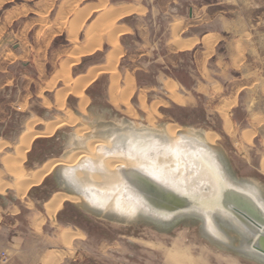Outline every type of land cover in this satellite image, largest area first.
<instances>
[{
	"label": "rangeland",
	"instance_id": "374dc122",
	"mask_svg": "<svg viewBox=\"0 0 264 264\" xmlns=\"http://www.w3.org/2000/svg\"><path fill=\"white\" fill-rule=\"evenodd\" d=\"M19 2L21 0L6 2L0 7V14ZM163 4L168 8L166 15L132 22L160 29V32L153 33L150 37H155L159 54H164L169 64L157 61L152 56L134 61L124 56L120 57L117 64L121 85L126 75L131 74L134 79L135 89L129 98V104L135 115L126 116L124 105H120L118 111L109 103L110 75L107 73L98 74L85 87L87 106L84 115L94 112L107 120H130L135 126L146 125L151 121L149 125L152 127L168 123L177 125L178 128L191 127L213 133L215 142L225 150L237 174L256 178L264 184V176L260 171L264 159V0H164ZM190 9L193 18L188 20V24L191 26L179 38L206 36V45L197 44L189 51H175L171 49L172 44L165 31L167 22L171 20V15L187 18ZM136 38L132 36L131 40L137 42ZM124 41L121 37L119 43L124 46L125 51ZM208 43L211 44L207 48ZM103 55V51L95 54L97 61L103 62ZM13 70L20 71L22 67L14 66ZM163 76H168L177 85L189 90L188 98L175 93L179 100L174 101L153 88V84ZM171 79L168 80L174 84L175 89V83ZM143 87L145 92L140 91ZM31 100V112L35 114L40 107L37 103L39 100ZM49 100L52 102L51 97ZM51 102H47L45 106L50 112L48 118L54 121L57 117H63V113L55 110L57 108L54 109ZM64 103L65 111L72 109L77 122L87 126L88 123L77 116L78 99L67 94ZM141 104L146 105V108ZM228 104L232 132H226L223 128L224 119L219 112V108H225ZM11 109L9 106L4 111L9 113ZM12 111L11 117H16V112L20 120L25 119L20 111ZM38 120L42 125L37 127H43L42 120ZM67 128L55 131L49 138L32 141L21 164L23 175H27L33 165L62 155L66 148V138L73 132L70 127ZM245 133L249 135L248 139L244 137ZM2 180L5 181L3 183L10 184L7 179ZM41 184H38L39 188ZM44 187V191L36 188L31 195L27 192L21 200H28L29 207L30 203H35V199L47 202L50 195L58 191L51 174L45 177ZM1 193L5 195L3 190ZM31 212H39L43 220L44 210H38L35 206L32 209H21L16 222L12 216L0 218V222L7 225L6 232L0 239V264H256L209 245L195 228L177 227L175 232L172 230L171 235H162L153 228L137 227V224L109 223L86 214L69 202L62 204V208L56 211L55 218L47 220L45 224L37 223V230L32 237L28 233L29 247L34 248L31 250L20 244V239L25 240L27 237L28 214ZM55 225V228H69L65 233L73 235L68 240L69 244L59 239L60 234L53 229ZM14 237L16 239L10 241ZM150 242L156 243L161 250L156 244L149 245ZM170 250L172 253L183 252L180 253L184 254L183 261L173 263L166 260L165 253Z\"/></svg>",
	"mask_w": 264,
	"mask_h": 264
},
{
	"label": "bare ground",
	"instance_id": "6f19581e",
	"mask_svg": "<svg viewBox=\"0 0 264 264\" xmlns=\"http://www.w3.org/2000/svg\"><path fill=\"white\" fill-rule=\"evenodd\" d=\"M103 3L101 5H103ZM119 9L120 8H118V10ZM133 10H135L133 7L123 6L121 12H118L116 10L118 12L116 13V11L114 10L116 14L114 13V11L111 10H108L106 12L104 11L105 13L101 15V17H98V21H97L98 25L97 26L95 25L96 31L95 30H93L94 32H90V30L87 31L88 35L84 42L91 40V38L98 40L97 37L99 38V36L103 34L108 35L107 40H108V45L111 47V50L104 57L105 58L104 65L96 67L92 70L89 69L87 75L84 77L79 78L78 76L77 79H72L69 72L71 64H68L69 62L66 63L67 61L61 64L60 70L57 73V79L59 78L60 81L64 83L65 87L57 91L55 95V105L57 111L63 113V117L61 118L57 117V119L54 121L45 122L44 125L45 129L43 132H36L34 130L35 125L39 123V120L37 118H34L33 120L28 121L27 123L25 122L26 123L24 124L25 133L21 135L20 138L18 137L19 145L18 147H15L16 150L14 152V155H8L6 157H4L3 155L4 158L0 160V181H1V175L3 174H6L11 178H13V182L10 184L0 183V193L2 192V190L4 191L6 188H10V189L12 188L17 194L16 197L21 199L26 195V193L31 187H34L35 185L38 186V184L41 183L47 175L51 174L53 176V174L58 168H64L67 169L65 173H70L69 170H72L75 173V176L77 177L78 180L82 182L84 181L87 182L84 184L82 183L80 184L82 186V190L84 193L80 196L75 195L73 193H69L65 188L61 189L60 192H55L52 195L51 201L45 204L48 217L52 218L55 215L56 211L62 208V204L64 205L67 202L74 204L75 206L80 208L83 212H85L84 210L85 207L82 206V203L88 202L89 204L86 203L87 205L91 207H95V209L96 208L101 209L103 211L102 213L103 215L101 217H96L95 213H93L92 211H89L88 213L85 212L86 214L91 215L98 219L105 220L109 223L129 225V223L127 222H130V219L133 220V217L128 218L129 220L121 221L120 219L106 217L104 215L105 212L108 210L116 211L119 214L124 213L127 214L128 216H130L131 214L133 215L134 213V208H135V206L133 205L134 202L133 200L129 201V197L131 195L127 193L126 181L122 180L124 179L123 174L118 173L119 172L118 169L135 168L140 173L153 172L158 181L165 182L166 185L173 186V188L183 189V190H185V186L182 185L185 182H187V180L188 183L197 182L192 174L198 173L202 175L205 179H207L205 175L206 173L205 169L202 166L203 165L202 162H200L196 156L194 155L191 156L190 154L191 152L194 151L190 142L188 141L186 142V140H183V138L181 139L179 138V134L187 133L191 136H195L196 138L203 140L214 150L219 149L220 153L226 159L232 173L237 177V179L248 181L252 185L261 188L264 194V184L260 180H257L256 178L253 177H242L237 174L225 150L222 148V146L219 143L215 142L216 140L213 133H208V132L205 133L202 129H196L191 127L178 128L177 125L168 124V123H160L158 125H155V127H152L149 125L151 121H149L148 124L146 125L139 124V126H135L134 125L135 123H133L130 120L118 119V118L117 119L112 118L111 120H107L106 118L103 117V115L94 112L84 115L85 113L84 111L86 110V106H87V99L84 95V89L95 79V77L98 74L101 73H107L110 75V86H109V95H108L110 98L109 99L110 102L109 101L108 102L111 103V105L114 108L116 107V110H118L120 105H124L125 106L124 114L126 116L132 117L135 115V112L133 111L132 107L129 104V98L135 89L134 79L131 77V74L126 75L125 78L123 77L124 81H123V85H121L120 84L121 75L117 71L118 61L123 54V51L118 43V37L119 35H121V33H123L124 29L120 27L119 28L115 27L116 21L122 18L125 14L132 12ZM81 18L83 19V17ZM75 22L76 25L79 24L77 21ZM75 26L71 25L70 29L72 28L74 30ZM171 27H172L171 29L173 35V42L176 44L178 43L177 45H179L180 44L179 42L181 41L180 39H178L177 34L179 31L178 29H180V25L179 23L178 24L176 23ZM73 30L70 31L73 32ZM73 36L76 35L74 34ZM204 39L202 40L204 41ZM173 42H171L172 45L174 44ZM183 42L187 43L188 41L185 40ZM73 44L76 46V44L79 45V42L74 39ZM190 44L182 45V46L180 44V46L175 45V47H177L178 50H183L186 48L188 49L193 45V43L191 46ZM209 44L211 43L207 44V48L209 47ZM83 48L86 47L84 46ZM97 48H100V42L97 45ZM83 51H85V49H83L82 52ZM86 52H92L91 48L89 50L87 49L83 53ZM73 55L75 56V54ZM75 59H76L75 61L79 60V59L77 60L76 57ZM53 85L54 84H50V87H52ZM163 86L165 90L169 93V97L172 100L174 101L179 100L178 96L174 92V84L171 81L166 80L163 83ZM67 94H71L78 99L77 109L80 113L76 110L78 112L77 116L80 119H82V121L83 120L86 121L88 123L87 126L85 124H81V123L79 124L77 122V118H75L72 115L73 113L70 108L65 111L64 101ZM141 100L143 103L144 101L143 95H141ZM47 104H48L47 101H45L46 106ZM155 104L152 105L154 106ZM145 106L144 104L142 105V107L146 108ZM229 106L230 105L228 104L226 105L225 108L223 107L219 108L220 115L224 119L223 128L225 129L226 132L233 131L232 124L228 118ZM64 127L66 128L70 127L73 130V132L70 135H68L66 138V148L65 151L62 153V155L57 159H51L39 164L36 171L33 173L32 178H28V175L27 177H25V175L22 174L20 168L22 162L26 158V153L28 152L32 141L43 138H49L54 134L55 131ZM145 132H154V133L163 132L172 138L173 143L168 144L167 146L164 144H156L155 141H145V139L142 138L143 133ZM248 134L246 133L244 134V137L247 139L251 133L249 135ZM193 144L196 146V148H198V144L196 143ZM5 146H7L5 143H0V151H2V149ZM203 150L206 151L205 149ZM214 150H207L206 155L208 156L207 159H212V161L217 163V161L213 159L215 153ZM195 153H198V151ZM88 161H90V165L92 166L103 167V169H105L106 171L105 174L84 173L83 169L85 168V165L88 164ZM260 171L264 176V159L261 163ZM180 177H183L181 181H180ZM202 197H207V195H203ZM37 219L40 220V221L38 220L39 223L43 222L42 217H39ZM137 227L151 228L150 225H142L141 223H137ZM180 227L195 228L198 232V235L202 239H204L207 243H209V245L219 249L222 252L241 258L245 261L254 263L253 261L246 259L243 256H240L238 253H235L230 249L224 247H219V245L206 239L201 233L199 223H192L190 221H187L182 223L181 226H179L178 228ZM68 229L69 228L58 226L57 228H55V232L57 234H60L59 236L63 241L68 242V240L71 239V237H73V235L65 234L68 232ZM209 230L215 232L214 231L215 229L212 226H209ZM173 231L169 233H161V232L158 233L162 235H171ZM231 237L232 239L235 240V243H233V245L235 247H238L239 238L235 235H231ZM143 243L145 242L143 241ZM155 244H152V242L149 243V245L152 246ZM156 246L157 248L159 247L157 244ZM160 248L161 247H159L158 249L161 250ZM180 253L183 252L172 253L171 250L167 251L165 253L166 260H169L173 263L179 260L183 261L184 254H180Z\"/></svg>",
	"mask_w": 264,
	"mask_h": 264
},
{
	"label": "crops",
	"instance_id": "0c3cea01",
	"mask_svg": "<svg viewBox=\"0 0 264 264\" xmlns=\"http://www.w3.org/2000/svg\"><path fill=\"white\" fill-rule=\"evenodd\" d=\"M10 1L13 0H0V7ZM163 1L164 0H21V2L11 6L8 10L3 11L2 14H0V143L7 144V147L3 148L0 153L6 151L5 154H3L4 157L14 155L16 150L15 147L19 145V138L25 133L24 124L28 121L34 118L42 120L43 127H37L40 124L42 125V123L37 124L34 129L36 132H43L45 129L44 122L51 121L48 118L50 112L46 109L45 101L50 103L49 97H51L53 101L51 105L53 108H56L55 95L57 91L65 87L64 83L60 81L59 78L57 79V73L63 62L65 63L67 61L66 63L69 62L68 64H71L70 76L72 79H77L78 76L79 78L84 77L87 75L89 69L92 70L105 64L104 57L111 50V47L108 45V35L103 34L99 36V38L97 37L98 40L91 38V40L87 42L84 41L88 35L87 31H96L98 17H101L106 11L117 10L121 12L123 6L133 7L135 9L131 13L124 15L115 23L116 28L120 27L125 29L118 38V43L121 37L125 40L124 44L126 43V52L123 49L124 46L122 47L119 43L123 51L121 57L124 58L125 56L128 60L131 58L134 61L144 56H152L153 58L155 57L157 61L169 64L165 60L166 56L164 54H159L155 37L152 39L150 37L153 33L157 34L158 31L160 32V29L157 27L151 29L148 26L138 25V23L132 22L134 20H143L147 17L157 18L166 15L168 8L163 4ZM102 3L103 5H101ZM93 6L97 7L94 8ZM118 8L120 9L118 10ZM117 11L116 13H118ZM81 17H83V19ZM170 17L171 20L167 22L165 28L169 37L168 41L170 43L173 42L171 26L179 23L181 29L178 31L177 35L182 43L178 42L181 46L189 45L191 42L193 43V45L192 43L190 44V46H192L188 49L178 50L175 45L180 46V44L177 45L178 43L176 44L173 42L174 44L171 45V49L175 51H189L197 44H205L206 36L198 38L193 35L179 38L180 35L191 26L188 24V20H192L193 18L191 9L188 12L187 18L179 15H171ZM75 21L79 24L76 25ZM71 25H76L74 30L72 28L70 29ZM69 29L73 30V32ZM74 34L76 36H73ZM160 34L162 35V33ZM132 36L137 37V42L131 40ZM74 39L79 42V45L75 46L73 44ZM202 39H204V41ZM185 40L188 41V44L183 42ZM98 41L101 45L100 48H97L99 44ZM84 46L86 48H83ZM92 46L93 49L95 48L94 50ZM78 47L82 50L85 49V51L91 48L92 52L83 53L85 51L82 52ZM102 51L104 52L102 57L104 61L99 62L95 54ZM73 54H75V56ZM75 57L79 60L75 61ZM14 66H21L22 70L12 71V67ZM73 73L74 77H72ZM168 79L171 78L168 76L159 78V81L153 84V88L158 89L164 97H168L169 99V93L163 86V83ZM171 80L174 81L173 79ZM174 83V92L183 98H188L187 94L189 90L187 91L185 88L177 85L175 81ZM50 84L54 85L50 87ZM144 87L140 89L141 92H145V88H148V86ZM33 98L39 100L37 103L40 106L38 112H35V114L31 112L33 106V101L31 99ZM9 106L12 109L8 113L4 110ZM12 110L20 111V114H22L25 119L20 120L16 112H14L16 117H11L13 113ZM5 115L8 116L6 117ZM3 155H0V160L4 158ZM41 163L42 162H39L37 165H33L29 168V172L27 173L28 178H32L33 173ZM27 175L25 174V177H27ZM2 177L5 180L7 179L10 183L13 182V178L8 175L3 174ZM2 177L0 183L4 181ZM41 183L40 188L38 187L39 185L32 187L28 191L29 195H31L32 191L36 190V188H39L40 191H44L45 178ZM56 189L61 191L57 186ZM3 192H5L4 196L2 193L0 194L1 219L12 216L16 222V218L20 214L21 209H32L34 206L38 210H44L42 224L48 222L47 220L49 219L55 218V216L52 218L48 217L45 208V204L51 201L52 195L55 192L52 194L50 193L51 195L47 202L42 203L35 199V203H32L33 205L30 203L31 207H29L28 200L23 201L16 197L17 194L14 189L6 188ZM28 215L29 228L26 233L27 237H25V240L20 239V244L25 245L27 249L29 247V238L32 237L34 231L37 230L35 227V225L39 223V219L37 218L41 217L40 215L42 214H39V212H31ZM5 226L7 225L0 222V239L6 232ZM55 227L56 225L53 227L54 230ZM28 233L30 237H28ZM15 239V237L10 238V241ZM59 239L61 240L60 236ZM23 240L24 242L22 243ZM29 248L31 250L34 249L33 247ZM40 256L41 254L38 255L37 258L39 259Z\"/></svg>",
	"mask_w": 264,
	"mask_h": 264
},
{
	"label": "water",
	"instance_id": "95a60500",
	"mask_svg": "<svg viewBox=\"0 0 264 264\" xmlns=\"http://www.w3.org/2000/svg\"><path fill=\"white\" fill-rule=\"evenodd\" d=\"M142 138L167 146L173 143L172 138L163 132H145ZM179 138L190 142L194 150L190 154L202 162L207 179L198 173L192 174L197 182L188 183L187 180L182 185L185 186L183 190L158 181L153 172L140 173L135 168H120L118 173L123 174L122 180L126 181V191L131 195L129 201L134 202V213L128 216L108 210L104 215L121 221L133 217V220L127 222L129 225H150L161 233H169L187 221L199 223L201 233L206 239L256 264H264L263 190L248 181L237 179L219 149L214 150L203 140L187 133L179 134ZM193 143L198 144V148ZM203 149L214 150L213 159L217 163L207 159V152ZM66 170L58 168L53 174L56 186L65 188L69 193L82 195L84 192L80 184L87 182L78 180L72 170L65 173ZM83 172L105 174L106 171L103 167L90 165L88 161ZM182 179L180 177V181ZM203 195L207 197H202ZM86 203H82L85 212L92 211L96 217L103 215L101 209H95ZM209 226L215 232L210 231ZM231 235L239 238L238 247L233 245L235 240Z\"/></svg>",
	"mask_w": 264,
	"mask_h": 264
},
{
	"label": "flooded vegetation",
	"instance_id": "af4514ba",
	"mask_svg": "<svg viewBox=\"0 0 264 264\" xmlns=\"http://www.w3.org/2000/svg\"><path fill=\"white\" fill-rule=\"evenodd\" d=\"M54 134H55V133H54ZM54 134H53V135H54ZM53 135H52V136H53ZM59 157H60V156H59Z\"/></svg>",
	"mask_w": 264,
	"mask_h": 264
}]
</instances>
